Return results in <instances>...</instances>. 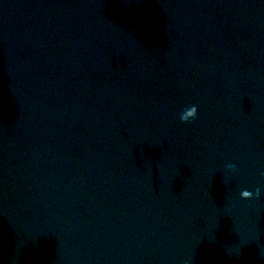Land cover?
Instances as JSON below:
<instances>
[{"label":"water","instance_id":"water-1","mask_svg":"<svg viewBox=\"0 0 264 264\" xmlns=\"http://www.w3.org/2000/svg\"><path fill=\"white\" fill-rule=\"evenodd\" d=\"M261 173L264 0H0V264H264Z\"/></svg>","mask_w":264,"mask_h":264},{"label":"clouds","instance_id":"clouds-1","mask_svg":"<svg viewBox=\"0 0 264 264\" xmlns=\"http://www.w3.org/2000/svg\"><path fill=\"white\" fill-rule=\"evenodd\" d=\"M198 117V108L195 105H188L185 108L182 109L180 112V121L181 123H190L194 120H196ZM227 169H238L237 165L234 163H228L226 165ZM262 176H264V173H261ZM246 190H243L241 192V196L246 195ZM261 197V188L257 187L255 189V199H259ZM185 264H188L186 261Z\"/></svg>","mask_w":264,"mask_h":264}]
</instances>
